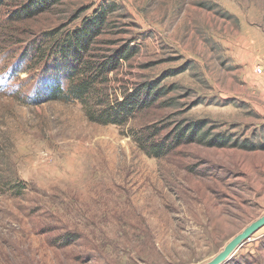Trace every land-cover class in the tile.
<instances>
[{"label": "rangeland", "instance_id": "rangeland-1", "mask_svg": "<svg viewBox=\"0 0 264 264\" xmlns=\"http://www.w3.org/2000/svg\"><path fill=\"white\" fill-rule=\"evenodd\" d=\"M23 1L0 7V264H207L264 215V149L239 146L264 144V0H65L15 21ZM105 3L87 58L137 52L99 77L86 108L162 89L121 125L77 100L32 99L53 66L47 33ZM195 121L206 138L171 143ZM216 134L227 144L208 145ZM220 264H264V226Z\"/></svg>", "mask_w": 264, "mask_h": 264}, {"label": "trees", "instance_id": "trees-1", "mask_svg": "<svg viewBox=\"0 0 264 264\" xmlns=\"http://www.w3.org/2000/svg\"><path fill=\"white\" fill-rule=\"evenodd\" d=\"M8 0H0V7ZM65 0H24L20 8L12 13V19H30L41 12L48 11L53 5ZM113 4H101L93 9L91 15L85 16L78 26L60 34L47 33L50 38L47 50L48 60L53 64L51 70L46 69L48 81L43 83V77L36 80L32 89V99L35 101L45 98L46 100H63L80 102L85 108L91 94L96 93L94 84L98 83L107 73L115 70L122 60H128L137 52L136 45H123L116 49L113 54L104 60H89L87 53L90 51L95 40L103 32L108 15L114 9ZM31 49L36 53L38 60L45 56L43 46H33ZM56 61V63H55ZM57 61H59L57 63ZM97 61V62H96ZM48 72V73H47ZM53 75V76H51ZM51 76V79H49ZM152 89V91L150 90ZM161 88H152L151 83L142 84L129 92L120 100L109 102L101 109H92L88 106V118L103 124L121 125L126 123L136 112L143 107L151 105L161 94ZM201 121L187 123L174 131L171 143L175 145L181 142L202 141L208 136L204 130L205 124ZM203 129V130H202ZM202 130V131H201ZM154 134V129L150 132ZM139 142L148 141L150 135H140ZM223 134H216L214 138L206 141L208 145L224 146L227 138ZM168 140V139H166ZM234 143L233 145H235ZM165 142H156L150 147L155 156L159 155L166 146ZM245 149H264V144H240Z\"/></svg>", "mask_w": 264, "mask_h": 264}, {"label": "water", "instance_id": "water-1", "mask_svg": "<svg viewBox=\"0 0 264 264\" xmlns=\"http://www.w3.org/2000/svg\"><path fill=\"white\" fill-rule=\"evenodd\" d=\"M264 226V215L246 226L240 233L235 235L223 248V250L217 254L207 264H220L223 262L238 245H240L245 239H248L254 232Z\"/></svg>", "mask_w": 264, "mask_h": 264}, {"label": "built area", "instance_id": "built-area-1", "mask_svg": "<svg viewBox=\"0 0 264 264\" xmlns=\"http://www.w3.org/2000/svg\"><path fill=\"white\" fill-rule=\"evenodd\" d=\"M256 71H257L258 73H261V72H262V69H261L260 67H257V68H256Z\"/></svg>", "mask_w": 264, "mask_h": 264}]
</instances>
